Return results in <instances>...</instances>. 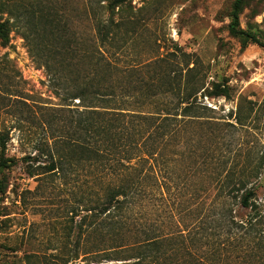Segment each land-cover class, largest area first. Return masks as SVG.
I'll use <instances>...</instances> for the list:
<instances>
[{"label": "trees", "instance_id": "trees-1", "mask_svg": "<svg viewBox=\"0 0 264 264\" xmlns=\"http://www.w3.org/2000/svg\"><path fill=\"white\" fill-rule=\"evenodd\" d=\"M14 3L0 0V42L7 46L13 27L20 23L31 55L46 70L50 86L63 101L60 107L44 108L33 122L44 137L37 143L36 155L25 160L26 173L37 179L36 189L47 183L71 189L67 238L75 245L64 264H73L83 244L85 258L96 256L99 262L264 264L262 158L239 171L237 165L230 168L224 179L215 181L212 187L217 193L209 202L207 191L200 190L191 223L185 221L190 208H171L169 229L159 217L150 221L147 208L151 201L157 213L161 207L162 175L177 166L185 131L209 110L198 102L205 82L197 78L195 67L187 65L185 70L167 64L152 80L142 78L136 87L130 82L120 88L113 81L117 66L102 48L111 45L113 31L121 26L119 14L125 0L85 4L86 14L95 21L98 44L94 48H85L68 34L65 15L53 7L28 4L23 10L24 5ZM249 3L233 2L228 32L243 46L264 48V39L251 27H242L241 16ZM75 58L87 62L90 72L72 77L74 67L67 60ZM225 94L220 87L213 95ZM149 108L153 112H146ZM7 143L8 137L1 134L0 168L8 166ZM212 158L214 162L226 155Z\"/></svg>", "mask_w": 264, "mask_h": 264}, {"label": "rangeland", "instance_id": "rangeland-1", "mask_svg": "<svg viewBox=\"0 0 264 264\" xmlns=\"http://www.w3.org/2000/svg\"><path fill=\"white\" fill-rule=\"evenodd\" d=\"M14 1L17 7L24 5L23 10L28 4L53 7L65 15L67 33L75 35L85 48L98 44L95 21L85 12L90 0ZM234 1L125 0L119 14L121 26L113 31L111 45L102 48L117 66L113 81L120 88L130 82L136 87L142 78L152 80L167 64L185 70L187 65L195 67L197 78L205 82L197 96L209 110L185 131L177 166L172 169L169 162L171 167L162 175L165 195L158 213L152 201L147 208L150 221L159 217L166 229L171 226V208H190L185 221L191 223L200 190L207 191L209 202L217 193L212 187L215 181L224 179L230 168L237 165L239 171L264 160V48L243 46L230 36ZM241 24L264 39V0H250ZM20 26L13 27L7 46L0 42V135L8 137V166L0 168V264H64L75 245L67 238L71 189L60 183L36 189L37 179L26 173L25 160L36 155L37 143L44 137L33 122L44 108L60 107L63 101L50 86L46 70L31 55ZM67 62L74 67V78L90 72L88 63L78 58ZM220 87L227 91L226 96L213 95ZM1 152L0 147V156ZM222 153L226 158L213 162L212 156ZM83 249L84 244L73 264L124 262L85 258Z\"/></svg>", "mask_w": 264, "mask_h": 264}]
</instances>
